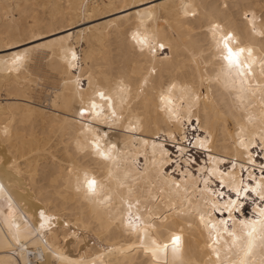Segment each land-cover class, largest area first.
<instances>
[{"label": "bare ground", "instance_id": "obj_1", "mask_svg": "<svg viewBox=\"0 0 264 264\" xmlns=\"http://www.w3.org/2000/svg\"><path fill=\"white\" fill-rule=\"evenodd\" d=\"M191 11L196 15L186 14ZM249 17L258 26L264 22V0H0V264L237 260L228 251L236 246L223 232L213 244L221 253L216 260L198 213L208 220L210 204L231 194L243 204L233 213L239 234V221H248L242 213L249 210V220L259 219L264 206L255 193L245 199L231 191L242 176L254 186L262 175L264 155L255 153L264 152V76L259 90H249L251 82L241 83L219 55L220 41L230 32L232 47H251L255 56H264V38L252 33ZM137 31L148 35L154 51H141L132 41ZM18 56L23 59L17 65ZM121 82L122 93L115 90ZM172 84L177 87L169 107L179 111L180 122L169 118L161 100ZM96 90L116 97L118 115L139 121L136 133L123 118L104 123L78 115ZM42 94L45 107L36 102ZM86 126L103 137L102 144H117L114 161L88 148L92 134ZM241 140L256 147L243 148ZM173 164L177 171H170ZM85 173L104 184L95 200L78 183ZM204 180L225 197L204 191ZM121 182L153 209L155 223L144 240L122 223L127 210ZM105 192L110 200H102ZM41 210L56 218L54 227H39ZM218 218L213 213L211 220ZM174 234L182 236L178 253L169 243ZM151 240L169 248L154 257ZM262 258L264 249L256 248L252 264Z\"/></svg>", "mask_w": 264, "mask_h": 264}, {"label": "snow or ice", "instance_id": "obj_2", "mask_svg": "<svg viewBox=\"0 0 264 264\" xmlns=\"http://www.w3.org/2000/svg\"><path fill=\"white\" fill-rule=\"evenodd\" d=\"M186 14L195 16V11L188 12ZM248 22L251 28V31L254 35L264 38V22H262L259 26L255 21V17H249ZM218 27V26H214ZM132 41L140 46L141 51L148 49L149 51H154L155 49L152 47L149 37L147 34H142L137 31L131 36ZM233 41L232 33H227L224 35L220 41L222 47L220 49V58L226 62L229 71L234 72L241 80V83H249V90L255 86L256 90H259L262 85L257 83L262 76H264V56L257 57L253 54V48L251 47H239L234 48L231 46V42ZM160 49L164 48L163 44L159 45ZM75 53H72L71 60H76ZM23 58L18 56L13 60L14 64L18 65ZM75 67V65H71ZM125 85L121 82L116 86L117 92H123L125 90ZM177 85L172 84L168 89V95H162L161 100L165 102V108L167 113L169 114V118L175 119L177 122L182 121L183 117L180 115L179 111L175 109V107H169V105L173 104L172 90L176 89ZM255 95V92L252 93ZM97 98L102 103L97 102ZM195 99H199V97H194ZM118 102L114 95L111 92H106L104 90H96L95 96L90 97L88 101V105L86 107H82L78 110V115L80 117H84L90 119L92 121H100L102 120L104 123H107L109 120L118 121L120 119H125L126 123H130L132 126L129 128V132L136 133L139 129V121H131L124 117L121 112L119 115L117 113ZM189 124H192L189 121ZM7 129L3 130L4 134H7ZM86 131L92 134L91 138L88 142V148L93 151L96 155L100 156L104 160H115L116 155H119V152L116 151V155H113V152L117 150V144L109 141H105L103 144L101 140L103 139L98 133L93 131V128L90 126H86ZM107 135V132L104 133V136ZM264 135V132H262ZM240 145L243 148H247L249 146L256 147L253 145L251 141L246 145L243 140L240 141ZM201 148H204L206 145L204 141L200 142L199 145ZM260 147L264 148V140L260 141ZM163 150V149H162ZM256 156L264 155V152L255 153ZM249 164L250 166L255 165V160L253 159V154H249ZM232 168H235V164L231 165ZM243 168V165H241ZM170 171H177L175 164L172 165ZM260 172L262 173L260 180L255 183L254 186L251 184H245V177H241L239 180V187H233L232 192L235 193L236 197H247L252 193L259 198L260 201H264V162L260 165ZM215 178L214 173L211 174ZM221 176L224 173L220 174ZM249 181H257L256 176L249 175L247 177ZM78 183L81 188L84 190V194L86 198L95 200L97 196L100 195L101 192H104V184L102 181H98L95 176H90L87 173L83 175L82 181L79 176L77 177ZM206 186L204 191L209 192L211 195L218 197H225L224 191L214 192L209 187V180L203 181ZM232 183H236V178H232ZM174 185L176 188L180 187V184L174 180ZM222 185V180H218V186ZM3 185H0V190H3ZM119 187L125 189L124 192L120 194L121 204L126 211V217L122 220L125 227L130 232H136L138 234V238L140 240H144L147 234L151 231L154 226L155 220L152 218L151 213L153 209L148 206L146 201H142L140 198V194L138 190H134L130 185H126L124 183H120ZM111 197L107 192L104 193L102 200H110ZM154 199V198H153ZM204 203L206 205L209 204V200H205ZM243 207L242 203H237L236 199L231 198V194H229V198L223 203H211L209 210L207 211L208 220L205 219V213H198V219L204 225L206 229L209 230V236L212 239V243L209 244V248H212V251L216 257L217 261H220V250L213 248V244L218 243L217 237L220 236V233L223 232L229 238H231V242L235 245V248H229V252H233L234 255L238 256L237 260L232 261V264H252V257L254 256V250L256 248L264 249V206H261L259 209V219L248 220L245 221L241 219L239 224L241 225L240 233L236 232V221L233 216V213H240V209ZM135 209V211H133ZM213 213L217 214L219 217L217 221L214 223L211 220ZM226 214V215H225ZM39 227H54L56 218L54 216H45L44 211L41 210L39 212ZM233 221L230 225L229 221ZM61 227L67 228L68 225L65 221H60ZM69 233L74 234L75 229L69 228ZM215 233V236H213ZM67 234V233H66ZM19 243V240L16 241ZM172 246L173 253H178L181 244H182V236L180 234L172 235L170 242ZM169 248L168 243H164L162 245H158L155 240H151V247L149 251H151L152 255L155 257L159 252L166 250ZM94 264H99V261H95ZM260 264H264V258L261 259Z\"/></svg>", "mask_w": 264, "mask_h": 264}, {"label": "rangeland", "instance_id": "obj_3", "mask_svg": "<svg viewBox=\"0 0 264 264\" xmlns=\"http://www.w3.org/2000/svg\"><path fill=\"white\" fill-rule=\"evenodd\" d=\"M47 97L45 96V95H43L42 94V96H40L37 100H36V102L38 103V104H41L42 106H46L47 105V103H48V101H47ZM202 156L204 157V155L202 154ZM93 243V242H92Z\"/></svg>", "mask_w": 264, "mask_h": 264}]
</instances>
